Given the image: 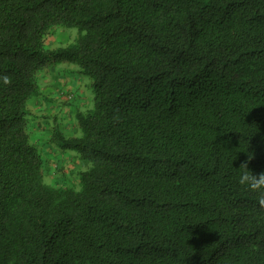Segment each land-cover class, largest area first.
<instances>
[{"label": "trees", "instance_id": "obj_1", "mask_svg": "<svg viewBox=\"0 0 264 264\" xmlns=\"http://www.w3.org/2000/svg\"><path fill=\"white\" fill-rule=\"evenodd\" d=\"M55 27L79 35L48 48ZM62 63L92 79L79 134L49 133L77 186L30 138ZM246 161L264 172V0H0V264H264Z\"/></svg>", "mask_w": 264, "mask_h": 264}, {"label": "rangeland", "instance_id": "obj_2", "mask_svg": "<svg viewBox=\"0 0 264 264\" xmlns=\"http://www.w3.org/2000/svg\"><path fill=\"white\" fill-rule=\"evenodd\" d=\"M78 35L77 27H55L46 35L44 42L48 48L66 46ZM50 69L52 72L49 71ZM49 70L47 68L39 74L41 97L32 100L29 104L33 111L32 119L40 121L43 119L45 124H42V129L45 131L37 134V130L40 129L32 128L30 138L36 142L44 141L39 145V149L46 159L45 181L57 186H77V172L86 168L88 164L81 161L74 151H60L50 142L49 133L51 125L57 124L65 134H79L74 115L77 110H85L93 106L92 79L84 74H78V67L73 64L62 63L49 67ZM50 76H54L51 86Z\"/></svg>", "mask_w": 264, "mask_h": 264}, {"label": "clouds", "instance_id": "obj_3", "mask_svg": "<svg viewBox=\"0 0 264 264\" xmlns=\"http://www.w3.org/2000/svg\"><path fill=\"white\" fill-rule=\"evenodd\" d=\"M8 80L5 79V83ZM251 160L252 155L248 157ZM244 171L239 176V183L241 185H246L247 187L253 190H264V172H260L259 174H254L247 166V161L242 163ZM240 165V166H241ZM239 166V168H240ZM264 204V199L260 201Z\"/></svg>", "mask_w": 264, "mask_h": 264}, {"label": "crops", "instance_id": "obj_4", "mask_svg": "<svg viewBox=\"0 0 264 264\" xmlns=\"http://www.w3.org/2000/svg\"><path fill=\"white\" fill-rule=\"evenodd\" d=\"M48 70H49V68H48ZM49 71L52 72L51 69H50ZM50 77H51V80H50V86H51V85L53 84L52 78H53L54 76H50ZM65 85H67V84H65ZM48 86H49V85H48ZM72 87H73V85H72ZM35 99H36V98H35ZM33 100H34V99H33ZM40 108H42V106H40ZM45 108H46V107H45ZM46 109H48V108H46ZM41 123L44 124V120H42ZM49 135H50V134H49ZM40 137H41V135H40ZM49 138H50V136H49ZM43 142H44L43 140H39L37 143H39V144L42 145Z\"/></svg>", "mask_w": 264, "mask_h": 264}]
</instances>
